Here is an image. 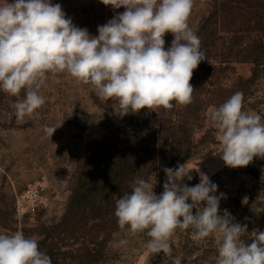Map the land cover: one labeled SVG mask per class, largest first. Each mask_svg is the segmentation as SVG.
Wrapping results in <instances>:
<instances>
[{"label": "rangeland", "instance_id": "rangeland-1", "mask_svg": "<svg viewBox=\"0 0 264 264\" xmlns=\"http://www.w3.org/2000/svg\"><path fill=\"white\" fill-rule=\"evenodd\" d=\"M52 3L60 4L73 24L87 28L92 36L98 35V26L125 11L101 0ZM189 24L207 59L193 71V100L188 105L173 101L172 109H142L121 117L112 101L100 100L91 85L59 74L60 83L50 79L41 89L45 104L18 120L17 97L0 91V232L21 231L37 239L52 264H164L163 253L152 256L146 249L145 234L119 228L115 201L123 192L90 194L80 182L90 173L101 147L115 135L123 141L138 130L140 140L149 139L159 121L165 131L152 138L157 151L168 150L172 137L195 146L184 163L192 169L193 179L185 178L184 183L194 186L200 182V172L207 174L218 185L216 194L225 197L219 214L227 209L235 222L247 224V234L241 237L246 245L253 232L264 231V159L254 157L241 168L226 166L218 153V130L208 119L211 108L242 92L244 110L264 120V0H194ZM164 39L167 49L174 37L166 33ZM180 121L184 129H171ZM45 126L57 127L51 137ZM149 181L156 183L154 192L159 195L166 174L156 169ZM79 191L87 199L78 201ZM120 239L128 244L117 246ZM170 243L173 256H182V264H216L218 253L211 237L197 243L191 229H177Z\"/></svg>", "mask_w": 264, "mask_h": 264}, {"label": "clouds", "instance_id": "clouds-1", "mask_svg": "<svg viewBox=\"0 0 264 264\" xmlns=\"http://www.w3.org/2000/svg\"><path fill=\"white\" fill-rule=\"evenodd\" d=\"M101 2L125 11L98 26L95 36L74 25L52 0L0 3V91L17 97L18 120L45 104L41 89L50 79L60 83L59 74L91 85L100 100L112 101L121 117L142 109H172L173 101L192 103L193 71L207 59L189 24L194 0ZM166 33L174 37L167 49ZM243 105V93L235 92L208 113L218 130V153L230 168L246 167L254 157L264 159V120ZM56 128L45 126L44 132L51 137ZM163 170L166 181L159 195L156 183L137 176L131 191L115 201L114 215L122 231L145 234L146 249L152 256L163 253L164 264H182L170 243L177 229H191L197 243L211 237L216 264H264V231L253 232L246 245L241 237L247 234V224L235 222L227 209L219 214L225 197L216 194L218 185L207 174L200 172V182L189 186L184 180L193 179L192 169L186 164ZM127 244L120 239L117 246ZM0 264H52V259L39 249L37 239L21 231L0 232Z\"/></svg>", "mask_w": 264, "mask_h": 264}, {"label": "trees", "instance_id": "trees-1", "mask_svg": "<svg viewBox=\"0 0 264 264\" xmlns=\"http://www.w3.org/2000/svg\"><path fill=\"white\" fill-rule=\"evenodd\" d=\"M164 128L165 124L159 121L149 139L140 140L138 137L142 131L132 130L131 135L123 141L115 135L111 143L105 146L101 143L104 147H101L90 173L80 178L81 188L90 189V194L99 190L124 194L131 191L130 184L137 176L149 181L156 169L164 174L163 169L166 167L176 168L177 165H184L185 160L195 149L190 141L181 144L172 137L168 150L158 151L151 144L152 138L158 132L164 133ZM171 129H178L180 132L184 129L182 121L173 125ZM87 197L82 191L78 192V201H84Z\"/></svg>", "mask_w": 264, "mask_h": 264}]
</instances>
